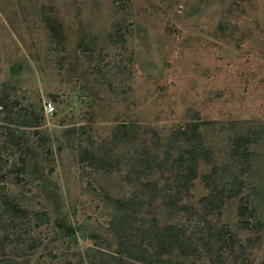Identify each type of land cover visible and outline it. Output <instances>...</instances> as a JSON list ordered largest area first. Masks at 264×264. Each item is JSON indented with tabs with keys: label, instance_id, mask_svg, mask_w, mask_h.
Instances as JSON below:
<instances>
[{
	"label": "rangeland",
	"instance_id": "rangeland-1",
	"mask_svg": "<svg viewBox=\"0 0 264 264\" xmlns=\"http://www.w3.org/2000/svg\"><path fill=\"white\" fill-rule=\"evenodd\" d=\"M26 115L40 116L38 125L16 126ZM198 118L212 156L199 159L189 188L173 185L179 199L162 190L172 169L154 167L135 184L128 160L136 150L155 143L166 157L176 151L175 130ZM123 121L127 136L113 149ZM248 130L259 133L250 188L205 206L213 192L205 177L214 165L228 167L232 138ZM0 148V222L5 200L29 218L20 241L0 226L1 261L121 264L113 263L121 243L106 194L129 198L155 182L143 212L159 229L201 216L231 230L245 256L197 245L163 254L160 264H264V231L237 223L243 197L264 194V0H0ZM83 148L101 157L107 149L111 164L122 162L117 170L82 165ZM230 175L219 176L220 188ZM148 224L137 228L136 242ZM144 236L148 248L153 235Z\"/></svg>",
	"mask_w": 264,
	"mask_h": 264
},
{
	"label": "trees",
	"instance_id": "trees-1",
	"mask_svg": "<svg viewBox=\"0 0 264 264\" xmlns=\"http://www.w3.org/2000/svg\"><path fill=\"white\" fill-rule=\"evenodd\" d=\"M122 38V36H118V39L115 40L119 41ZM98 70L100 72L102 71L100 67ZM5 118L6 122L12 123L8 117ZM39 118L40 116L28 117L26 115L16 126L32 128L38 125ZM205 123V121L198 118L195 121H188L185 127L176 129L171 135V137L175 139L176 144L178 143L175 148L176 151L168 154L166 157L155 154V143L153 148L142 144V146L136 150L135 158L128 160V162L134 166L131 171H129L128 176L132 179L133 177L137 178L133 180L136 184V181L148 175L154 167L172 169L175 171L173 181L171 177H169L168 180L172 182L165 183L162 190L165 192V197L176 199V196L169 193L172 192L173 185L175 187L178 184L181 185L182 188H189L192 180L197 176L199 159L204 158L211 160L212 155L209 145L204 141V134L201 131V125ZM118 125L122 128L120 129L119 127L113 130V149L127 136L126 132H122V129L126 128L124 121L118 123ZM244 133L246 134H236L231 140V157L233 161L228 163V167L227 165L224 167L214 165L211 174L205 177L206 184L210 185L213 189V192L205 197V206H217L220 199L239 196L250 188L247 178L252 175L256 159L255 152L252 150V143L254 141L257 142L255 137L258 136L259 133H256V131L254 133L252 130H248ZM127 158L129 157L127 156L126 159ZM110 160L107 149L102 157L89 148H83L79 155V161L82 165H91L96 170L107 167V164H111ZM120 162H122V159L118 160L113 157V170L117 168L115 164L119 165ZM221 169L224 170L223 174H219V170ZM17 170L20 172L24 171L25 166L23 165ZM228 170L231 172L230 178L225 181V186L220 188L217 180L219 176H222L221 179L225 180L228 177ZM157 187L155 182H147L143 186V191L135 193L139 195H132L129 198H118L112 196L110 193L106 194V198L115 209L111 226L121 243L117 251L112 255L113 263L160 264L164 262L161 258L163 254L172 252L176 248L181 249L183 253L191 252L196 250L195 246L197 245L206 248L207 253H216L222 248L225 249L227 246V248L231 250V253L236 255L235 257L237 260H245V256L240 255L243 250L240 251V254H237L235 248V239L237 236H233L231 233L232 231L225 226L218 227V225L204 221L201 216L196 217V219L190 216V218L186 220L183 219V217L182 219L178 218V222L171 223L169 227H162L159 229V227L156 226L157 219L152 220L149 212H143L145 206L152 204V200L156 196L154 195L156 191L155 188ZM177 187L179 186H176V188ZM255 187L256 186L253 188L251 187L252 191L257 190ZM259 199L264 201V194L259 195V193H255L254 196L249 194L243 197L242 205L238 211L239 221L237 223H240V226L243 228L245 227L255 232L258 230L264 231V207ZM5 203H7L10 209H5L6 216L1 220L0 226L13 228L14 231H17L16 236L20 241L23 235L26 234L25 228L28 225L29 218L24 215V211L18 212V209L8 200H5ZM173 204H176V207L179 206L178 201L173 202ZM188 222H194L195 227L177 226L180 223L186 224ZM147 223H149L147 225L148 227L144 228L149 230L153 235V237L147 241L149 243L148 248L143 245L146 241H142V239H146L144 236L146 229L142 228L138 233L139 239H141L139 240L140 242L135 241L137 228L141 227L140 224L146 225ZM32 227H28V234L32 231ZM30 237L34 240L31 233ZM1 238L2 237H0V240L2 241L6 240V237ZM242 243V246L245 248L250 244V242L246 241ZM34 245L35 244L32 243L29 248L32 249ZM152 246H155V249H152ZM215 246H217V248H214ZM2 252L3 251H0V256H4L5 253ZM120 254H124L125 256L123 257ZM0 263L11 264L10 260H0ZM106 263L110 264L112 262L107 261Z\"/></svg>",
	"mask_w": 264,
	"mask_h": 264
}]
</instances>
